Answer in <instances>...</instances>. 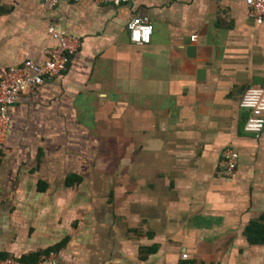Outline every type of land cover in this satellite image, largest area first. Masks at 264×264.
<instances>
[{
  "label": "crops",
  "instance_id": "1",
  "mask_svg": "<svg viewBox=\"0 0 264 264\" xmlns=\"http://www.w3.org/2000/svg\"><path fill=\"white\" fill-rule=\"evenodd\" d=\"M133 18L152 23L149 44L131 41ZM51 27L79 48L9 108L0 258L264 264V245L245 233L264 215V131L246 133L240 107L264 87V23L245 1L0 0V80L45 63ZM227 148L239 154L228 178Z\"/></svg>",
  "mask_w": 264,
  "mask_h": 264
},
{
  "label": "built area",
  "instance_id": "2",
  "mask_svg": "<svg viewBox=\"0 0 264 264\" xmlns=\"http://www.w3.org/2000/svg\"><path fill=\"white\" fill-rule=\"evenodd\" d=\"M47 9L65 2L77 3L80 0H40ZM134 0H94L96 4L120 6ZM249 16L257 23H264V0H244ZM127 30L133 43L143 46L151 42L152 23L147 18H133L127 24ZM57 46L47 51V60L43 64L26 61L22 66L11 68L0 80V157L4 153L7 132L10 123L9 108L15 105L21 95L29 89L41 86L64 73L72 56L79 48V41L63 30L50 28ZM196 36L192 40H196ZM240 107L249 112L244 126L246 133L259 136L264 131V87H252L245 91ZM239 164V154L233 148H227L222 154L219 172L223 177H232ZM184 258H187L185 255ZM0 264H60L55 252L40 255L36 263H24L14 258H0Z\"/></svg>",
  "mask_w": 264,
  "mask_h": 264
},
{
  "label": "trees",
  "instance_id": "3",
  "mask_svg": "<svg viewBox=\"0 0 264 264\" xmlns=\"http://www.w3.org/2000/svg\"><path fill=\"white\" fill-rule=\"evenodd\" d=\"M245 233L251 244L264 245V215L258 221L252 222ZM28 262L25 261V263Z\"/></svg>",
  "mask_w": 264,
  "mask_h": 264
}]
</instances>
